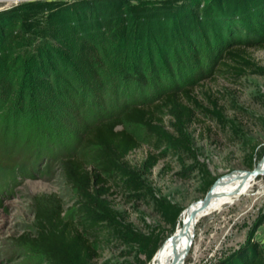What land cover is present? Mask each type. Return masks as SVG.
Masks as SVG:
<instances>
[{
	"label": "rangeland",
	"instance_id": "obj_1",
	"mask_svg": "<svg viewBox=\"0 0 264 264\" xmlns=\"http://www.w3.org/2000/svg\"><path fill=\"white\" fill-rule=\"evenodd\" d=\"M83 1L0 0V12L5 15L0 34V264H41L39 257L20 239L31 224L30 198L59 192L52 178L57 173L55 161L59 157H87L90 151L79 147V139L86 122L95 115L93 105L100 109V114L109 116L116 110L110 107L112 102L125 106L143 100L135 92L119 97L111 90L117 78H133L139 52H143L145 62L154 58L161 61L157 77H163L155 83L156 91L172 86L174 75L169 69L175 64L179 70H188V78L182 84L194 86L195 95L204 106L200 92L209 93L224 119L256 145L250 169L264 155V76L247 74L231 82L216 74L213 68L216 63L208 59L209 53L208 58L204 57L211 36L200 35L203 29H213L212 5L219 6L224 1L238 3L245 10L237 16L244 18L245 11L251 16L260 13L261 9L252 4L254 0ZM86 4L98 9L92 23L84 13H77ZM15 8L20 10L13 12ZM76 26L84 28L78 30ZM261 27L262 32L256 36L264 38V24ZM74 31L84 32L83 36L73 34ZM84 35L91 42L79 49V42L75 46L73 41H82ZM190 35L197 42L195 47L192 44L187 48ZM245 48L249 57L264 68V43ZM161 68L165 71L161 72ZM47 72L51 79L44 75ZM142 73L143 81L152 75L148 70ZM73 84L83 92L85 101L72 90ZM121 128L131 132L140 144L128 155V163L138 167L146 155L156 156V165L143 176L145 183L178 206L181 215L174 227L168 228L153 213L150 204L116 192L109 197L111 207L135 230L155 227L162 231L159 245L165 242L164 246L179 231L181 221L188 220V209L202 201L205 195L201 192L202 177L197 172L188 179L176 177L180 165L161 147L150 146L141 128L128 124ZM56 134L59 136L55 146L47 144L48 138ZM189 134L197 162L214 181L250 170L249 150L240 143L229 144L205 118L196 115ZM49 161L54 165L48 167ZM19 165L25 170L23 175L17 168ZM181 165L186 167L190 161ZM237 191L230 193L234 195ZM263 214L264 175H258L232 204L198 219L194 231L189 233L194 237L182 264L229 262L234 252L252 244L264 260V221L254 228ZM125 250L120 247L103 252L96 264H130L131 258L122 254ZM181 254L170 255V263L174 264ZM157 264H163V258Z\"/></svg>",
	"mask_w": 264,
	"mask_h": 264
},
{
	"label": "trees",
	"instance_id": "obj_2",
	"mask_svg": "<svg viewBox=\"0 0 264 264\" xmlns=\"http://www.w3.org/2000/svg\"><path fill=\"white\" fill-rule=\"evenodd\" d=\"M237 4L224 1L219 6L212 5L211 13L214 15L210 22L213 29L211 31L203 29L200 33L202 36H211L209 39L211 44L207 47L204 57L209 53V58L208 56L206 58L212 60V64L216 63L213 66L215 73L223 75L231 82H237L247 74L264 76V68L249 57L245 48L259 46L260 41L264 43V38L256 36L262 32L260 27L264 24V0H254L252 4L255 8L261 9L260 13L251 16L245 11L242 15L245 19L238 18L237 13L244 12L245 9ZM89 6L86 4L79 7L77 13L80 15L84 13L86 20L92 23V17L98 9ZM15 10L20 9L15 8L12 11ZM4 16V12H0V34ZM77 28L81 30L84 27ZM76 32L78 31H74L73 34ZM78 33L83 36L84 32ZM189 38L187 48L192 44L195 47L197 38L192 35ZM77 42L81 49L91 41L85 36L82 41L74 39L73 44L77 46ZM142 53L139 52L140 57L136 59L133 78L113 79L117 82L111 90L119 97L135 92L143 100L126 103L125 106L128 107L116 100L117 102L110 103V107L116 110L109 116L100 114V109L93 105L95 115L88 119L79 139V147L90 151L87 157L74 155L59 157L55 161L57 173L52 177L57 182L59 192L33 195L30 198L31 224L28 233L20 239L39 257L41 264H96L103 252L120 247L126 248L122 254L131 258L130 264H148L165 243L159 245L162 231L158 232L155 227H146L145 231L135 230L111 207L109 197L113 192L131 200L145 201L168 228L174 227L181 212L178 206L156 194L145 183L143 176L156 165V156L146 155L138 167L128 163V155L140 144L131 132L121 128L123 124L138 126L149 138L150 146H158L165 150L169 157L180 165V170L175 173L176 177L188 179L193 173H199L202 177L203 195L214 178L210 177L204 166L197 162L192 150L189 128L196 115L214 124L222 138L229 144L240 143L249 150L248 169L251 168L250 162L256 145L251 144L250 139L224 119L216 101L209 93L200 92L206 104L204 106L195 95L194 86L182 84L184 79L188 78V70H179L175 64L169 69L174 75L171 79L172 86L165 91L164 89L156 91L155 83L163 77H157L161 61L153 57L150 62H145ZM146 70L152 73L145 80L147 83L143 81L145 78L142 73ZM164 71L161 68V72ZM182 73L184 75L179 76ZM44 75L51 79L49 72ZM109 76L112 78V75ZM71 88L83 101L86 100L78 87L73 84ZM148 90L150 93L144 94ZM262 102L264 103V98ZM105 105V108L108 107L107 103ZM58 136V134L51 136L46 143L55 146V139ZM186 160L190 161V165L184 167L181 164ZM52 164L54 165L53 162H47L48 167L53 166ZM17 168L20 175H23L24 168L20 165ZM263 221L264 214L258 217L254 228L259 227ZM218 264H264V260L252 244L234 252L229 262Z\"/></svg>",
	"mask_w": 264,
	"mask_h": 264
},
{
	"label": "bare ground",
	"instance_id": "obj_3",
	"mask_svg": "<svg viewBox=\"0 0 264 264\" xmlns=\"http://www.w3.org/2000/svg\"><path fill=\"white\" fill-rule=\"evenodd\" d=\"M263 163H264V159H262L261 162L256 165L258 171H264ZM244 172L245 171H239L233 173V175H230L227 178H223L220 181L217 180L215 182L211 196L209 197V202L206 209L208 211L207 213L217 211L221 207L232 204L236 198L243 195L250 188L251 182H253L256 176L246 177L244 176ZM258 175H264V174H258ZM235 189L239 191L235 192L234 195H232L230 191H233ZM200 202L188 209V212H190L188 220L181 221L179 231L174 234V236L172 237V241L171 242L169 241L166 245H164L159 253L158 252L155 253L153 257L154 259L152 258V262L154 261L153 264H157L161 258H163V264H171L169 261V256L181 252L182 254L177 258L174 264H182L186 254L188 253L192 245V241L194 237V234L189 235V233L194 228V225L198 221V219L204 216V215L201 216V213H203L204 211L202 212L200 210L197 211L196 213L194 212L195 209L199 206ZM190 217L192 218L189 221ZM187 226H188V232L185 233V228ZM189 238H190V244L189 247H187Z\"/></svg>",
	"mask_w": 264,
	"mask_h": 264
},
{
	"label": "water",
	"instance_id": "obj_4",
	"mask_svg": "<svg viewBox=\"0 0 264 264\" xmlns=\"http://www.w3.org/2000/svg\"><path fill=\"white\" fill-rule=\"evenodd\" d=\"M262 159H264V155H263V157H262ZM258 174H264V171H258V169H257V166L256 167H253L251 170H246L245 172H244V176H246V177H248V176H253V177H255V176H257ZM215 182L216 181H214L213 183H212V185L209 187V189L207 190V192L205 193V195H204V197H203V199H202V201L200 202V204H199V206L195 209V213L197 212V211H204L203 213H201V216L202 215H206L207 214V206H208V202H209V197L211 196V193H212V189H213V187H214V184H215ZM191 218L192 217H190V219H189V221L191 220ZM188 232V226L185 228V233H187ZM189 244H190V239H189V241H188V243H187V247H189ZM154 256V255H153Z\"/></svg>",
	"mask_w": 264,
	"mask_h": 264
}]
</instances>
